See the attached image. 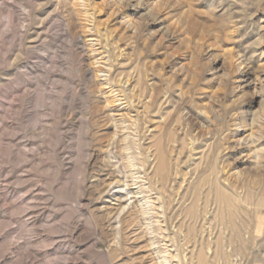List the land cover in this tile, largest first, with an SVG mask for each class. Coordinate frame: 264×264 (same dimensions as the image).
I'll return each mask as SVG.
<instances>
[{
	"label": "rangeland",
	"instance_id": "rangeland-1",
	"mask_svg": "<svg viewBox=\"0 0 264 264\" xmlns=\"http://www.w3.org/2000/svg\"><path fill=\"white\" fill-rule=\"evenodd\" d=\"M0 264H264V0H0Z\"/></svg>",
	"mask_w": 264,
	"mask_h": 264
},
{
	"label": "bare ground",
	"instance_id": "bare-ground-1",
	"mask_svg": "<svg viewBox=\"0 0 264 264\" xmlns=\"http://www.w3.org/2000/svg\"><path fill=\"white\" fill-rule=\"evenodd\" d=\"M157 157H158V169L160 170L165 165V157H164L163 152L158 151ZM258 174H259V172H258ZM214 190H215V195H216L217 200L220 201V203L223 202L228 208H230L231 212H233L234 211V208H233L234 204L232 203L233 202L232 200L234 198L233 194H235V193L230 194V195H229V193H228V195L225 194V191H223V189L221 188V186L218 183L215 185Z\"/></svg>",
	"mask_w": 264,
	"mask_h": 264
}]
</instances>
